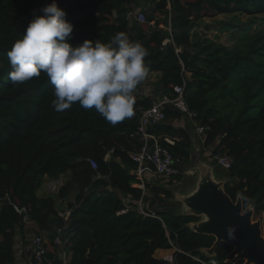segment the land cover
Returning a JSON list of instances; mask_svg holds the SVG:
<instances>
[{"label": "trees", "instance_id": "obj_1", "mask_svg": "<svg viewBox=\"0 0 264 264\" xmlns=\"http://www.w3.org/2000/svg\"><path fill=\"white\" fill-rule=\"evenodd\" d=\"M51 3L0 0V264H14L15 236L25 221L52 246L49 251L45 242L42 264H167L155 256L158 251H173V264H209L201 250L211 248L214 238L188 228L198 219L174 212L170 189L148 182L139 187L131 159L140 149L134 134L141 113L163 98L174 99L173 88L184 81L183 99L195 115L191 128L173 126L185 117L166 105L165 121L149 133L190 165L191 131L205 128L203 146L216 142L212 153L231 160L221 171L225 193L232 201L240 196L255 217L264 214V33L227 47L194 32L206 15H264V0H56L74 25L73 46L108 42L124 32L149 52V74L158 76L154 92L141 96L143 82L138 85L134 115L116 125L78 102L57 112L54 87L43 72L24 84L9 80L8 51ZM136 10L143 23L127 20ZM178 168L170 184L181 178ZM58 180L63 183L55 194L38 195L46 181ZM58 230L66 263L54 244ZM231 251L221 243L212 260L232 264Z\"/></svg>", "mask_w": 264, "mask_h": 264}, {"label": "clouds", "instance_id": "obj_2", "mask_svg": "<svg viewBox=\"0 0 264 264\" xmlns=\"http://www.w3.org/2000/svg\"><path fill=\"white\" fill-rule=\"evenodd\" d=\"M41 12L7 53L12 69L9 80L24 84L43 72L54 87L57 112L78 102L85 110L95 109L112 125L131 118L134 92L149 74L144 44L118 32L108 42L85 40L73 46L69 38L74 25L56 0ZM227 231L233 239L234 227Z\"/></svg>", "mask_w": 264, "mask_h": 264}, {"label": "water", "instance_id": "obj_3", "mask_svg": "<svg viewBox=\"0 0 264 264\" xmlns=\"http://www.w3.org/2000/svg\"><path fill=\"white\" fill-rule=\"evenodd\" d=\"M191 142L189 161L197 172L196 184L184 194L174 193L173 200L180 205L179 215L198 219L188 225L191 232L214 238L212 247L201 252L212 259L216 247L225 243L232 247L228 262L264 264V214L254 221L252 206L244 208L240 196L232 201L224 191L226 179H217L213 167L201 160L195 134ZM229 226L235 229L233 239L228 237Z\"/></svg>", "mask_w": 264, "mask_h": 264}, {"label": "built area", "instance_id": "obj_4", "mask_svg": "<svg viewBox=\"0 0 264 264\" xmlns=\"http://www.w3.org/2000/svg\"><path fill=\"white\" fill-rule=\"evenodd\" d=\"M134 18L140 23L144 22V16L141 13L128 14L127 20ZM184 90L185 82L183 81L181 86H176L173 88L175 94L174 99L163 98L159 102H155L152 106L143 111L138 120V128L134 134L140 143V149L135 154L131 155V159L136 163V169L134 175L139 180V187L143 188L144 178L146 173L152 174L154 177L160 178H171L179 174V168L182 162L179 159L173 158L167 148L163 147L159 141V138L153 134L149 133V128L161 124L165 121V106L171 105L182 114H184L185 119L192 123L193 117L195 115L189 112L186 108L184 102ZM205 128L195 127L194 133L197 136L203 137ZM168 143L172 144L168 140ZM209 160L220 167L223 170H228L230 168L231 160L227 156H222L220 154H213L212 150L207 154ZM93 170H96V164L92 160L88 161ZM59 186V185H58ZM55 188V187H54ZM141 209V203H139ZM16 211L20 214L24 212V209ZM64 216L63 214H60ZM61 230L57 231V236L54 240L56 246H60L61 243ZM31 248V264H42L45 258V241L42 237L34 236L30 240ZM164 260L168 263H173L172 255L167 256ZM209 264H216L214 260H210Z\"/></svg>", "mask_w": 264, "mask_h": 264}, {"label": "rangeland", "instance_id": "obj_5", "mask_svg": "<svg viewBox=\"0 0 264 264\" xmlns=\"http://www.w3.org/2000/svg\"><path fill=\"white\" fill-rule=\"evenodd\" d=\"M136 11L137 12H135L134 14L139 12L138 10ZM194 32L197 33V37L199 38L206 36L207 38L213 39L215 42L225 45L227 47H232L234 45L242 46L247 42L249 37L254 35L255 33L257 32L264 33V15L261 14L256 16H247L239 13L231 14V15H218L214 17H208V15H206L195 27ZM154 83H150V87L152 86L154 87ZM177 121L179 123L181 122L184 125H187L186 119L177 120ZM206 149L209 150L208 148ZM181 169H182V176L179 180L175 181L174 183L170 184L171 181L170 179L172 177L171 178L155 177L156 179L153 181V183L160 184L164 188L170 189L172 191L173 196L174 193L184 194L195 184L197 178V172L191 163L190 165H181ZM221 171H223V169H221L217 165L213 166V172L215 176H218L217 179L222 178ZM62 183L63 182H61L60 184L62 185ZM58 185H59L58 183L46 181L43 185V188L38 192V195L42 196L47 194H55L58 191V188L61 186ZM170 202L166 201L165 203L169 204ZM176 204L177 203L174 202V206L177 207V208L175 207L176 211L174 212L179 214L180 207L177 206ZM253 220L255 221V218ZM32 234H33L32 230L28 231V235H32ZM49 247L52 246L48 242V248ZM155 256L158 259H164L165 257L170 255L169 253H165V252L163 253L157 252ZM167 264H171V263H167Z\"/></svg>", "mask_w": 264, "mask_h": 264}, {"label": "crops", "instance_id": "obj_6", "mask_svg": "<svg viewBox=\"0 0 264 264\" xmlns=\"http://www.w3.org/2000/svg\"><path fill=\"white\" fill-rule=\"evenodd\" d=\"M157 77H158L157 74H148L146 79L143 81V86L140 88L139 91H137L138 94L141 96H150L152 94L153 88H154L153 86L150 87V83H154L156 81ZM186 122H187V127L191 128V123H189L187 120H186ZM172 125L173 126H183V123H181V122L179 123L177 120H174L172 122ZM191 132H192V135L195 134L194 130H192ZM195 141L201 149V155H200L201 160L204 162H207L208 164H210L213 167V164L210 162L207 154L209 151H211L213 149L216 142L211 143L207 147L203 146L204 145V138L197 136V135H195ZM206 148H208L209 150H207ZM202 157H203V159H202ZM155 179L156 178L152 174L146 173L144 181L148 182V183H153V181ZM61 182H62V180H58V181H55L53 183H58L59 185H61L60 184ZM195 184H196V181H195ZM195 184L193 185V187L195 186ZM176 205L180 207L179 204H176ZM64 214L67 215V212H65ZM23 226L24 227H23L22 233H20V231H19V232H17V234L15 236V243H14V259L15 260H14V264H31V248H30V241L29 240H32V238L34 236H36L35 235V226L29 221H25ZM31 230H32L33 234L28 235V231H31ZM41 237L44 239L45 242H48V239L46 238V236H41ZM58 247L59 248L57 250V255L60 259L64 260V262L66 263L69 260V254L66 252L65 249H63L62 244ZM48 250L51 251L52 247H49ZM158 252L169 253V255H172V253H173V251H158Z\"/></svg>", "mask_w": 264, "mask_h": 264}, {"label": "flooded vegetation", "instance_id": "obj_7", "mask_svg": "<svg viewBox=\"0 0 264 264\" xmlns=\"http://www.w3.org/2000/svg\"><path fill=\"white\" fill-rule=\"evenodd\" d=\"M254 218H255V219H258V218H261V216H260V217H257V218L254 216Z\"/></svg>", "mask_w": 264, "mask_h": 264}]
</instances>
